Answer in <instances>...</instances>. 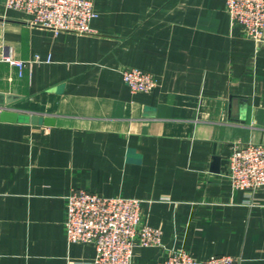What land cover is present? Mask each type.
<instances>
[{
  "label": "crops",
  "instance_id": "1",
  "mask_svg": "<svg viewBox=\"0 0 264 264\" xmlns=\"http://www.w3.org/2000/svg\"><path fill=\"white\" fill-rule=\"evenodd\" d=\"M94 3L78 34L0 0V112L19 113L0 120V264H92L94 244L67 241L77 189L143 200L162 245L136 246L132 264L180 249L264 264V186L225 173L235 145L264 144V41L231 24L226 0ZM127 67L158 86L133 92Z\"/></svg>",
  "mask_w": 264,
  "mask_h": 264
},
{
  "label": "built area",
  "instance_id": "2",
  "mask_svg": "<svg viewBox=\"0 0 264 264\" xmlns=\"http://www.w3.org/2000/svg\"><path fill=\"white\" fill-rule=\"evenodd\" d=\"M6 6L28 15V22L55 32H93L98 16L94 0H6ZM232 25L247 37L264 41V0H226ZM20 69L24 63L6 57ZM123 79L133 92H150L158 86L146 70L127 67ZM226 175L235 189L256 191L264 186V144H238L230 154ZM65 229L68 243H92V264H132L136 246L162 245L163 231L150 225L143 213V200L135 197L104 196L86 189L73 190L67 197ZM157 264H242V258L211 255L198 259L185 249L174 250Z\"/></svg>",
  "mask_w": 264,
  "mask_h": 264
},
{
  "label": "water",
  "instance_id": "3",
  "mask_svg": "<svg viewBox=\"0 0 264 264\" xmlns=\"http://www.w3.org/2000/svg\"><path fill=\"white\" fill-rule=\"evenodd\" d=\"M19 118V113L16 111L11 110H3L0 112V120H6V121H16ZM43 122L46 125H53L55 122V118L53 116H45L43 119ZM215 164L214 167H218V157H214ZM217 169V168H216Z\"/></svg>",
  "mask_w": 264,
  "mask_h": 264
}]
</instances>
